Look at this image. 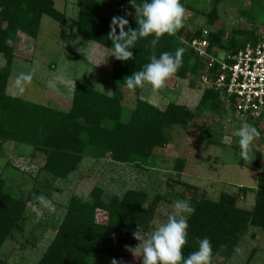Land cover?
Returning <instances> with one entry per match:
<instances>
[{"label": "trees", "instance_id": "obj_1", "mask_svg": "<svg viewBox=\"0 0 264 264\" xmlns=\"http://www.w3.org/2000/svg\"><path fill=\"white\" fill-rule=\"evenodd\" d=\"M190 1L181 0L185 9L201 13L210 24H215L219 18L218 5L224 0H210L213 7L207 12L196 10ZM76 4L79 9L77 33L111 51L108 33L113 16L104 13L102 0H77ZM252 11H243L248 21H261L255 18ZM45 15L66 24V13L56 7V0H0V53L6 60L0 68V154L7 142L30 145L44 158L42 170L52 178L61 179L77 169L84 156L108 158L147 169L155 158L154 150L170 142V130L174 126L190 127L204 112L213 115L226 113L223 91L209 84L205 86L194 108L171 102L161 110L137 97L134 107L126 111L128 92L139 96L147 84L129 90L124 78L141 70L149 62L152 36L136 42L131 49L133 59L122 62L114 58L112 94L78 81L74 85L71 107L66 111L9 94L7 87L17 56L15 43L21 38L36 40ZM134 17L135 9L130 16H126L128 27L133 29L137 27ZM202 35V28L192 32L182 26L174 35L164 34L155 51L159 56L161 52L174 53L176 49L182 48L183 62L175 76L189 79L192 87L200 84L203 75H208L211 80L221 71L217 62L210 64L208 58L199 56L191 47L182 46L181 40L190 41ZM261 37L256 25L251 29L240 27L229 32L219 27L207 35L208 51L216 56L220 50L233 54L247 43L256 44ZM249 122L257 129L256 122ZM199 128L203 136H208L207 141H215L209 137L213 134L211 127L200 124ZM258 132L259 141L256 145L259 148L254 167L259 172L257 186L240 187L244 193H255L251 207L240 206L238 195L227 191L214 199L198 194L186 197L183 191L175 192L176 196L171 197L162 193L151 196L145 190L128 189L120 196L103 198V189L96 186L88 196L72 195L63 216L54 225V239L37 264H111L112 259L132 264L122 255L126 248L137 241L132 233L139 226L145 232L154 230L160 206L173 204L175 199H186L195 209L188 214V237L182 248L183 255L187 257L197 249L196 241L207 237L213 249L211 260L221 258L227 261L250 227L264 231V171L261 170L264 135L262 131ZM184 167L185 160L179 158L176 164L178 179L175 182L196 191V186L180 180ZM31 193L32 190H11L7 179L0 176V264H13L1 256V250L7 240L15 239L16 234L24 230L30 217V206L35 202ZM100 213L106 219L100 220ZM96 258H104V261L101 263Z\"/></svg>", "mask_w": 264, "mask_h": 264}, {"label": "rangeland", "instance_id": "obj_2", "mask_svg": "<svg viewBox=\"0 0 264 264\" xmlns=\"http://www.w3.org/2000/svg\"><path fill=\"white\" fill-rule=\"evenodd\" d=\"M76 1L56 0V7L66 13V24L45 15L36 40L21 38V41L15 43L17 56L7 87L9 94L65 111L71 107L74 85L78 81L112 94L114 56L106 47L77 33L79 9ZM258 1H222L218 5L219 18L215 24H210L205 15L185 9L183 26L192 32L202 28L203 35L207 36L210 32L217 31L219 27L229 32L240 27L251 29L256 25L258 33L263 36L264 0ZM102 4L104 13L109 16L125 15L126 12L134 11L129 0H102ZM190 4L196 10L205 12L213 7L210 0H191ZM252 9L255 18L261 21L256 23L248 21L243 11ZM181 41L183 47L190 48L187 41ZM220 55L222 56V53ZM5 62L4 55L0 53V68ZM20 73L32 75L31 81L24 85L23 92L15 83ZM204 88L205 86L200 84L192 87L189 79L173 75L162 89L156 90L147 84L139 96L128 92L126 111L134 107L137 97L161 110L171 102L194 108ZM225 109L226 113L214 115L204 112L190 127L174 126L170 130V142L154 150L155 158L150 161L147 169L108 158L84 156L77 169L65 179L52 178L42 170L44 158L36 153L32 146L17 142L5 143L0 154V176L7 179L11 190L15 192L32 190L31 198L35 202L30 206V217L25 223L24 230L16 234L15 239L5 242L1 256L13 264H37L54 239V225L63 216L64 208L72 195L88 196L96 186L103 189V198L120 196L128 189L145 190L151 196L162 193L171 197L176 196L175 192L183 191L186 197L198 194L214 199H217L221 192L227 191L238 195L240 206L251 207L254 204L255 193L253 191L244 193L240 191V187L257 186L259 172L254 167L256 151L259 148L256 144L259 139L256 137L251 145L250 159H243L240 155L239 137L235 132L242 124L251 125V122L238 117L230 106L226 105ZM200 124L211 127L213 134L209 137L215 141H207L208 136L202 135ZM256 126L259 130L257 124ZM179 158L185 160L180 180L196 186V191L176 184L175 180L178 179L176 164ZM261 163V170L264 171V159ZM43 181L46 182L45 185L42 184ZM39 195H44L52 202L51 209L44 208L38 203L35 197ZM172 209L173 204L166 203L160 206L155 228L167 221L168 213ZM98 218L106 219L103 213H100ZM138 243L134 242L122 254L132 264L142 263V257H139V254L135 256L129 250ZM232 258L239 264H248V261L249 264H264V231L250 227ZM96 261L102 263L104 258ZM223 262L221 258L211 260V264Z\"/></svg>", "mask_w": 264, "mask_h": 264}, {"label": "clouds", "instance_id": "obj_3", "mask_svg": "<svg viewBox=\"0 0 264 264\" xmlns=\"http://www.w3.org/2000/svg\"><path fill=\"white\" fill-rule=\"evenodd\" d=\"M135 9L136 28L128 27L129 20L124 16H113L110 21L108 40L111 41V55L116 60L128 61L133 59L131 49L138 40L152 36L149 47L152 55L149 62L139 71L132 72L124 78L127 89L135 90L151 85L159 90L165 87L166 81L175 75L182 66L183 49L178 48L174 53L164 51L157 56L156 46L164 34L174 35L183 26L185 7L181 0H129ZM127 28V30H126ZM117 29L119 31L117 32ZM32 79L31 73H20L16 78V86L23 92L24 85ZM239 137L238 144L243 159H250V148L254 139L259 135L258 130L251 125L242 124L235 132ZM38 203L51 209L52 202L44 195L35 197ZM194 207L186 199H175L173 209L168 213L167 221L160 223L152 231H142L139 226L132 235L139 242L129 250L142 257V264H211L213 249L210 240L205 237L196 241L198 247L185 257L182 248L188 237V214L194 212ZM111 264H124L123 261L111 260Z\"/></svg>", "mask_w": 264, "mask_h": 264}, {"label": "built area", "instance_id": "obj_4", "mask_svg": "<svg viewBox=\"0 0 264 264\" xmlns=\"http://www.w3.org/2000/svg\"><path fill=\"white\" fill-rule=\"evenodd\" d=\"M185 41L199 56L208 58L210 64L220 65V74L211 80L203 75L201 86L209 84L222 90L226 104L237 116L256 122L264 135V37L233 54L220 50L217 56L208 51L207 36Z\"/></svg>", "mask_w": 264, "mask_h": 264}, {"label": "crops", "instance_id": "obj_5", "mask_svg": "<svg viewBox=\"0 0 264 264\" xmlns=\"http://www.w3.org/2000/svg\"><path fill=\"white\" fill-rule=\"evenodd\" d=\"M229 259H231V257L229 258ZM236 261V260H235ZM234 260H233V258L229 261V260H227V261H224L223 263H221V264H239L238 262L236 263ZM252 262H253V259H252ZM241 264V263H240ZM248 264H249V261H248Z\"/></svg>", "mask_w": 264, "mask_h": 264}]
</instances>
